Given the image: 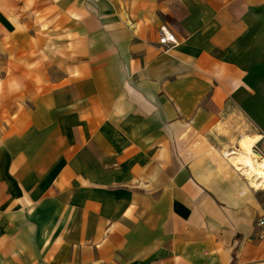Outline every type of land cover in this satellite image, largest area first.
<instances>
[{"label": "crops", "instance_id": "0c3cea01", "mask_svg": "<svg viewBox=\"0 0 264 264\" xmlns=\"http://www.w3.org/2000/svg\"><path fill=\"white\" fill-rule=\"evenodd\" d=\"M9 1L0 264H264V0Z\"/></svg>", "mask_w": 264, "mask_h": 264}, {"label": "built area", "instance_id": "2783aa9c", "mask_svg": "<svg viewBox=\"0 0 264 264\" xmlns=\"http://www.w3.org/2000/svg\"><path fill=\"white\" fill-rule=\"evenodd\" d=\"M159 43L166 47L177 43L176 35L165 25L160 27ZM250 157L258 164L259 161H264V152L258 148H254L251 151ZM237 169L248 177L255 189L264 191V166L259 167L257 173L253 176H248V173H245L241 166H237ZM256 228L259 239H264V213L256 221Z\"/></svg>", "mask_w": 264, "mask_h": 264}, {"label": "bare ground", "instance_id": "6f19581e", "mask_svg": "<svg viewBox=\"0 0 264 264\" xmlns=\"http://www.w3.org/2000/svg\"><path fill=\"white\" fill-rule=\"evenodd\" d=\"M250 140V139H249ZM254 141H247L246 148H250ZM253 146V145H252ZM251 150L250 151H244V150H238L233 153V155L230 157L231 161L235 163V165L241 166L242 170L245 173H248V176H253L257 173L259 167L264 166V161H259L258 164L253 161V159L250 157Z\"/></svg>", "mask_w": 264, "mask_h": 264}, {"label": "rangeland", "instance_id": "374dc122", "mask_svg": "<svg viewBox=\"0 0 264 264\" xmlns=\"http://www.w3.org/2000/svg\"><path fill=\"white\" fill-rule=\"evenodd\" d=\"M9 2L12 3V5H13V0H10ZM246 138H249V137H246ZM251 141H253V140H251ZM253 143H254V142H253ZM253 143H252V144H251V143L249 144V145H251L250 148H246V149L244 148V149H241V150H244V151H245V150H246V151H250V150H251V151H252V145H253ZM239 150H240V149H239ZM224 153L226 154V156H229V157H231V156L233 155V154H232L231 152H229L228 150H225ZM230 159H231V158H230ZM237 166H238V165H237Z\"/></svg>", "mask_w": 264, "mask_h": 264}]
</instances>
